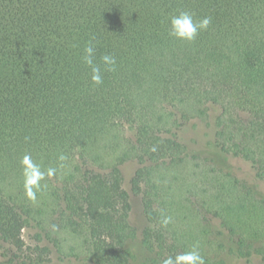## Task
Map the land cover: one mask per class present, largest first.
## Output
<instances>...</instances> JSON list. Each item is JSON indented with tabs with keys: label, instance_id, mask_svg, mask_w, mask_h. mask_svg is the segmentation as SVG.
I'll return each instance as SVG.
<instances>
[{
	"label": "trees",
	"instance_id": "16d2710c",
	"mask_svg": "<svg viewBox=\"0 0 264 264\" xmlns=\"http://www.w3.org/2000/svg\"><path fill=\"white\" fill-rule=\"evenodd\" d=\"M181 11L211 18L195 41L169 34ZM212 107L216 144L264 181V0H0V264H47L54 246L84 264H133L121 168L132 159L143 241L163 261L198 246L214 264L185 220L218 218L235 236L264 200L178 138L181 120ZM25 155L45 173L35 200ZM32 221L45 234L35 244L23 234ZM62 235L79 245L65 253Z\"/></svg>",
	"mask_w": 264,
	"mask_h": 264
},
{
	"label": "rangeland",
	"instance_id": "374dc122",
	"mask_svg": "<svg viewBox=\"0 0 264 264\" xmlns=\"http://www.w3.org/2000/svg\"><path fill=\"white\" fill-rule=\"evenodd\" d=\"M218 112L217 107H212L209 116L204 119L181 120L180 125L175 128L178 138L185 143L190 154L208 158L215 167L246 183L264 200V181L258 177L255 167L249 161L225 152L216 144L214 118ZM127 133L134 134L132 129H128ZM140 166L137 159L129 160L121 166L123 185L129 192L131 202L129 222L136 229L135 234L126 239L125 246L130 252L133 264H163V260L143 241L142 231L149 225V221L144 212L142 195L132 189V178ZM246 215L249 217L247 223L235 236L221 226L218 218L211 216L197 219L191 215L185 220V224L189 226L187 232L192 230L193 237L210 241L211 244L205 247L214 264H264V204L254 214ZM39 233L45 237L35 221L23 231L29 244L39 241ZM62 238H65L62 246L65 253H69L71 246L79 245L75 237L62 235ZM54 250L53 261L47 264H84L83 260L75 256L63 258L55 246Z\"/></svg>",
	"mask_w": 264,
	"mask_h": 264
},
{
	"label": "clouds",
	"instance_id": "9594fccd",
	"mask_svg": "<svg viewBox=\"0 0 264 264\" xmlns=\"http://www.w3.org/2000/svg\"><path fill=\"white\" fill-rule=\"evenodd\" d=\"M211 23L210 17L195 19L194 14L181 11L173 15L170 19V35L179 40L188 42L195 41L202 30H207ZM95 45L90 40L85 48L84 62L91 68V79L94 84H102L103 76L101 67L94 63ZM102 63L108 71H115L116 58L113 55L105 54L101 58ZM63 159V157H61ZM22 164L24 165V184L29 198L35 200V191L39 190L40 181L45 178V173L40 170L39 165L32 162L30 156L25 155ZM54 169H49L48 176L54 174ZM170 218L164 220L166 225ZM163 264H205L204 258L198 250V246H193L192 250L177 254L175 257L169 256Z\"/></svg>",
	"mask_w": 264,
	"mask_h": 264
}]
</instances>
